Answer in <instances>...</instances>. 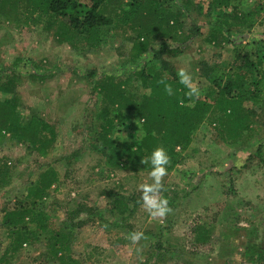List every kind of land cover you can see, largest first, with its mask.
Wrapping results in <instances>:
<instances>
[{"label": "rangeland", "instance_id": "obj_1", "mask_svg": "<svg viewBox=\"0 0 264 264\" xmlns=\"http://www.w3.org/2000/svg\"><path fill=\"white\" fill-rule=\"evenodd\" d=\"M260 1L264 2L233 0L232 6L245 10ZM195 4L187 11L182 0L170 3L191 37L182 52L173 56L162 53L155 59L151 51L137 66L155 65L164 74L174 71L177 75L181 68L187 69L200 93L206 95L212 86L201 71L204 62L229 67L244 51L254 60L264 61V13L253 28L242 32L244 36L217 45L207 40L208 21H213L217 10L210 9L207 0ZM45 27L40 18L26 24L23 19L13 22L0 17L1 80L20 75L14 90L21 98L19 112L25 119L41 117L58 130L55 149L47 158L10 135L0 139V264H5L1 259L5 249L13 248L9 229L16 226L5 221L8 210L23 205L47 210L50 222L58 227L66 223V212L78 203H87L112 223L118 216L110 212L116 194L133 196L141 192L142 184L152 182L151 170L119 168L109 172L106 156L88 148L99 129L96 115L104 105L101 93L94 89L101 75L124 80L123 88L137 98L149 91L134 75L136 68L126 63L136 33L114 28L100 46L76 48L59 42L53 30ZM91 71L97 76H88ZM0 95L12 94L0 91ZM245 104L256 109L255 134L225 139L206 120L192 134L189 146L177 148L180 162L164 177L162 189L171 213L164 218L151 217L138 193L136 201L141 202L126 225L109 228L97 218L75 229L73 255L83 264H154L147 257L161 245L167 251L163 249L164 257L157 264H264V103ZM112 115L118 121L115 135L122 140L121 148L139 139L141 120L134 110L119 112L116 108ZM74 150L79 153L70 164L67 156ZM49 165L57 168L59 180L47 198L35 202L27 196L29 187ZM26 225L35 229L34 224ZM132 232H143L145 238L133 244L129 239ZM48 236L40 234L38 240L23 244L6 264H57L44 255Z\"/></svg>", "mask_w": 264, "mask_h": 264}, {"label": "trees", "instance_id": "obj_2", "mask_svg": "<svg viewBox=\"0 0 264 264\" xmlns=\"http://www.w3.org/2000/svg\"><path fill=\"white\" fill-rule=\"evenodd\" d=\"M172 1L174 0H0V17L13 22L23 19L26 24L35 23L39 18L44 19L45 29L53 30L59 42L70 43L76 48L79 45L87 48L100 46L114 28L121 27L136 33L126 63L129 67L136 68L134 75L140 80L142 87L149 91L137 98L123 88L124 80L117 82L114 75L109 74L101 75L94 82V89L101 93L104 105L96 115L99 129L93 141L90 140L88 148L106 156L105 166L109 172L119 168L132 172L151 170L149 158L157 147L166 150L170 157L168 172L173 171L180 162L177 148L189 146L192 134L206 120L225 139L234 140L256 133V109L248 107L245 102L250 101L260 106L264 103V61L254 60L248 51L240 52L237 61L229 67L223 64L211 66L204 62L201 71L212 90L206 95L200 94L198 99L186 96L188 90L179 82L174 71L164 74L163 69L155 65L137 66L141 58L151 51L154 52L155 59L160 58L162 53L177 55L190 40L183 21L171 8ZM207 1L210 9L217 10L213 21H208L211 27L207 40L217 45L233 42L238 36H244L242 32L253 28L264 13L262 1L245 10L233 7V0ZM182 2L187 11L191 7L195 8L196 0ZM163 62L167 64L168 61ZM88 76L97 75L91 71ZM20 77L14 74L5 81L0 77V91L12 94L8 97L0 95V139L10 135L16 141L26 144L28 150L35 151L39 157L47 158L55 149L58 130L55 124L41 117L35 115L25 119L19 112L21 98L14 90ZM166 84L171 85L172 95L165 91ZM116 108L119 112L134 110L141 120L139 139L122 148L119 145L122 141L120 136L115 135L118 121L112 111ZM78 153L79 151H72L67 156L68 163L71 164ZM144 160L149 162L142 163ZM58 180L57 168L53 165L46 166L29 187L28 198L35 202L47 198ZM138 193L142 194L138 191L128 197L116 194L110 212L111 215L117 213L118 216L112 223L102 219L97 207L87 203H78L71 211L64 212L66 223L58 227L50 222L47 210L36 211L24 205L20 209L8 210L4 219L16 227L9 229V236L12 237L10 245L13 248L9 246L5 249L2 262L6 264L10 257L16 255L17 248L38 240L40 234H45L49 235L44 253L48 262L83 264L79 257L73 255L74 230L96 222L97 218L107 222L109 228L122 227L141 202L136 201ZM133 200L136 201L134 205ZM26 223L34 224L35 229H30ZM163 249L161 245L155 246L147 260L159 263L167 251L165 248L164 253Z\"/></svg>", "mask_w": 264, "mask_h": 264}, {"label": "clouds", "instance_id": "obj_3", "mask_svg": "<svg viewBox=\"0 0 264 264\" xmlns=\"http://www.w3.org/2000/svg\"><path fill=\"white\" fill-rule=\"evenodd\" d=\"M120 73H117L119 75ZM179 82L188 90L186 96L189 99L193 97H200V89L193 81L191 73L184 68L178 71ZM163 83V81H161ZM165 91L168 95L173 94L171 85H165ZM150 163L152 165L150 171L151 183H145L140 186L141 200L143 207L153 218H164L172 209L169 207V201L162 196L163 179L168 174V165L170 164V157L163 147H157L151 154ZM149 160H144L142 163H148ZM144 237L143 232H132L129 234V239L133 244L138 243ZM139 251V249L137 250Z\"/></svg>", "mask_w": 264, "mask_h": 264}]
</instances>
